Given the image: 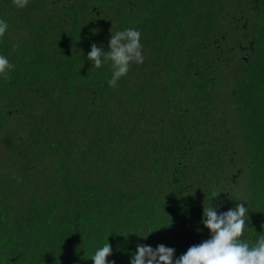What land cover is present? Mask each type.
<instances>
[{
  "label": "trees",
  "instance_id": "obj_1",
  "mask_svg": "<svg viewBox=\"0 0 264 264\" xmlns=\"http://www.w3.org/2000/svg\"><path fill=\"white\" fill-rule=\"evenodd\" d=\"M0 19V264H94L107 241L115 264L179 258L210 204L264 233V0H0ZM126 28L145 60L112 88L87 55Z\"/></svg>",
  "mask_w": 264,
  "mask_h": 264
},
{
  "label": "clouds",
  "instance_id": "obj_2",
  "mask_svg": "<svg viewBox=\"0 0 264 264\" xmlns=\"http://www.w3.org/2000/svg\"><path fill=\"white\" fill-rule=\"evenodd\" d=\"M12 3L23 9L29 0H12ZM7 30V22L0 19V38ZM140 39L141 33L135 28L111 32L109 50L104 51L93 43L87 60L95 68L109 63L112 75L108 85L115 88L118 81L128 74L132 64L144 63ZM14 67L7 57L0 55V78L8 80ZM248 212L244 203H238L226 212H218L214 204L204 205L201 223L209 230V239L189 247L186 253L175 259L174 248L160 244L153 249L149 245L138 244L130 264H264V233L259 234L254 243L241 239L247 227ZM147 236L141 238L146 239ZM110 255L112 247L107 241L96 249L91 259L94 264H115V261L107 259Z\"/></svg>",
  "mask_w": 264,
  "mask_h": 264
},
{
  "label": "rangeland",
  "instance_id": "obj_3",
  "mask_svg": "<svg viewBox=\"0 0 264 264\" xmlns=\"http://www.w3.org/2000/svg\"><path fill=\"white\" fill-rule=\"evenodd\" d=\"M258 29H260V31H262L264 29V19H261L258 23ZM263 28V29H261ZM259 33V32H258ZM237 38H240V35H236Z\"/></svg>",
  "mask_w": 264,
  "mask_h": 264
}]
</instances>
